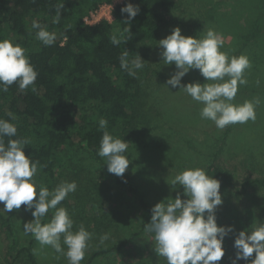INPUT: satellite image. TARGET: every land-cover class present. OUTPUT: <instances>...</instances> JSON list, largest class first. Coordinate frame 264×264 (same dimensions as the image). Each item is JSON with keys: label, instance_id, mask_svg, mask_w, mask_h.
Segmentation results:
<instances>
[{"label": "rangeland", "instance_id": "1", "mask_svg": "<svg viewBox=\"0 0 264 264\" xmlns=\"http://www.w3.org/2000/svg\"><path fill=\"white\" fill-rule=\"evenodd\" d=\"M154 10L168 25L152 44L147 58L148 71L139 79V116L134 135L126 141L128 147L124 155L130 163L123 176L131 179L153 207L167 198L175 199L177 193H181L182 200L186 199L182 186L174 189L170 183L175 175L186 169L206 171L212 163H217L230 171L234 187L228 201L215 210V216L218 227L233 228L223 241L225 255L217 264H232L235 259L232 245L238 233L251 232L258 223H264V192L258 187L243 186L248 180H264V0H173L171 8ZM175 28H179L183 36L197 39H202L212 29L224 37L220 51L229 57L243 55L248 58L250 67L243 74L247 83L238 86L230 103L252 102L255 120L217 129L212 121L200 117L201 103L179 87L166 84L177 69L174 64L165 65L158 42ZM193 82L206 83L198 70H190L181 84ZM62 169L64 175L56 180L55 187L62 182L75 181L77 188L57 207L67 209L73 220V232L83 225L92 234L81 262H87L100 245L116 243L133 235L139 226L134 213L108 225L109 216L87 209L88 198L93 195V184L99 181L102 167L84 145L69 153ZM32 211L34 209L24 210L12 222L18 241L16 247L33 239L39 264H68L63 252L41 246L33 236L23 234L24 224L34 219ZM52 212L54 215L55 209ZM105 234L108 239L101 241ZM7 244L0 227V264H18L9 256ZM61 246L66 251L63 235ZM91 264H167V261L155 252L149 240L142 238L127 249Z\"/></svg>", "mask_w": 264, "mask_h": 264}, {"label": "trees", "instance_id": "2", "mask_svg": "<svg viewBox=\"0 0 264 264\" xmlns=\"http://www.w3.org/2000/svg\"><path fill=\"white\" fill-rule=\"evenodd\" d=\"M114 1L0 0V41L7 39L25 49V55L38 73L35 91L33 86L21 91L18 82L9 86L8 91H0V119L17 128L15 137H4L5 145L9 139L29 141L23 145V151L31 161L39 162L33 177L37 191L41 187L51 191L56 180L64 175L62 167L69 153L84 145L102 167L99 181L93 184L87 209L109 216L108 225L131 213L139 219V226L130 238L100 245L87 262L80 264H91L109 254H117L142 238L156 247L154 234L145 229L152 207L130 178L110 174L105 166L106 158L97 155L103 135L99 120L107 121L106 130L114 138L126 142L134 135L139 116V79L148 71L147 58L152 44L168 25L154 9H169L173 0H123L114 6L111 23L100 21L92 26L83 23V18L100 5ZM126 4L139 8L129 24L126 22L128 14L121 12ZM58 10L59 23H53ZM33 21L49 32H56L57 40L53 45L44 46L36 39L38 30L32 28ZM113 36L120 41L118 45L112 43ZM124 51L129 53V61L138 55L146 62L135 76L121 68L119 58ZM9 113L14 118L9 117ZM205 172L220 182L224 205L234 187L233 174L217 163H212ZM243 186L258 187L264 192V180H248ZM24 210L25 206L21 205L19 210L0 212V227L8 242V254L14 261L39 264L33 239L16 247L18 241L12 222ZM52 211L50 209L41 219L42 224L50 221ZM232 248L236 253L233 245ZM254 258L255 253L249 260H239V263L251 264Z\"/></svg>", "mask_w": 264, "mask_h": 264}, {"label": "clouds", "instance_id": "3", "mask_svg": "<svg viewBox=\"0 0 264 264\" xmlns=\"http://www.w3.org/2000/svg\"><path fill=\"white\" fill-rule=\"evenodd\" d=\"M128 14L127 24L139 13V8L126 4L121 9ZM59 10L53 23H59ZM32 28L37 29L36 39L44 46L53 45L57 36L49 32L39 22L33 21ZM129 31V28L127 29ZM112 43L120 41L113 36ZM160 56L165 65H175L177 71L166 84L172 88L179 87L194 101L203 105L200 117L212 121L217 129H224L230 124L245 123L255 120L254 104L245 101L241 105L230 103L238 92L239 85H245L243 78L250 62L246 56L229 57L220 51L224 44L222 34L209 29L202 39L185 37L179 28L161 39ZM129 53L124 51L120 56L122 69L131 76L144 67L146 63L138 55L128 60ZM198 70L206 83L198 82L181 84V79L190 71ZM38 73L25 55V49L14 45L10 40L0 41V91H8L9 86L18 82L21 91L33 86ZM211 82V83H209ZM9 117L14 118L12 113ZM99 128L103 130L98 156L106 158L107 171L117 177H122L129 166V159L124 153L128 143L114 138L107 130V121L99 120ZM17 128L7 120L0 119V212L8 213L19 210L21 205L25 210H32L34 219L25 223L23 234L31 235L41 246H51L57 253L63 252L68 264H80L84 259L88 242L92 238L83 225L75 232L73 220L67 209L57 207L69 193L76 191L75 181L62 182L51 191L41 187L38 191L33 182L37 174L39 162H33L24 154L23 145L29 141L9 139L5 145L4 137H15ZM171 186L183 188L175 199L167 198L151 209V219L145 224L147 232L154 234L155 252L166 258L167 264H217L224 257L223 241L233 232L232 227H218L215 210L222 205L220 182L209 177L202 168H189L175 175ZM50 209H55L54 215L46 224L41 219ZM63 245L61 246V236ZM105 234L101 241L107 240ZM236 250L232 264L239 260H249L255 253L251 264H264V223L249 231H240L234 239Z\"/></svg>", "mask_w": 264, "mask_h": 264}, {"label": "built area", "instance_id": "4", "mask_svg": "<svg viewBox=\"0 0 264 264\" xmlns=\"http://www.w3.org/2000/svg\"><path fill=\"white\" fill-rule=\"evenodd\" d=\"M123 0H116L112 4L100 5L94 12L83 18V23L87 26H92L100 21L111 23L114 20L112 10L117 4H121Z\"/></svg>", "mask_w": 264, "mask_h": 264}]
</instances>
